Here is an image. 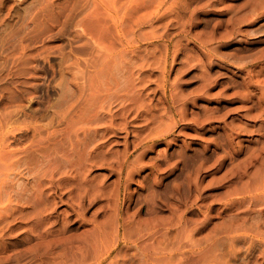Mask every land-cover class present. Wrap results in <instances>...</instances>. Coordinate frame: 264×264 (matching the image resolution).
I'll return each instance as SVG.
<instances>
[{
  "label": "rangeland",
  "instance_id": "obj_1",
  "mask_svg": "<svg viewBox=\"0 0 264 264\" xmlns=\"http://www.w3.org/2000/svg\"><path fill=\"white\" fill-rule=\"evenodd\" d=\"M152 106L168 140L134 145ZM61 151L85 162L44 186ZM0 264H264V0H0Z\"/></svg>",
  "mask_w": 264,
  "mask_h": 264
},
{
  "label": "bare ground",
  "instance_id": "obj_2",
  "mask_svg": "<svg viewBox=\"0 0 264 264\" xmlns=\"http://www.w3.org/2000/svg\"><path fill=\"white\" fill-rule=\"evenodd\" d=\"M169 52H170L169 44L167 43L166 44V48H165V53H164V56H163L164 62H163V65L161 66V72H162L163 77H164L163 78L164 94H165L166 98H167V83H168V76H167L168 75V67L167 66H168ZM258 73L260 74V73H262V71L260 70V71H258ZM202 74H203L204 79L202 77L203 81H202V84H200V85H202V88L201 89L199 88L200 90H203L204 87L206 88V86L208 87V83L210 82V81H208L210 75H208V73H201V76H202ZM200 85L198 87H200ZM199 89H196V90H199ZM204 90H203L202 94H205V91ZM193 91L195 92V90H192L191 92H193ZM196 92L198 93V91H196ZM172 94L174 95V97L171 96L173 98V100H174V98L175 99L176 98L178 99L180 97L179 96L180 95V92L179 91H177L176 93H174V91H173L169 95H172ZM198 95L199 94H196L193 97L191 96V97L185 98V101L179 106L180 108L178 109V111H176L174 105H172L173 102H170L169 101V106H170L171 112H169V110H168L169 107L167 106L168 107V109H167L168 110V113H167L168 115L167 116L170 115L172 118L171 117H167V118H169V119L171 118L173 120V122H174L171 127H173V125H175V124H178L179 121H185L186 119L188 120V118H186V105H187V102H188V100H190V102H194L196 100V98H197ZM209 96H210L209 94H206V98L209 97ZM170 100H171V98H170ZM164 106H163V113H165V111H166L165 108H164ZM151 108H154V106L150 107V109L148 111V117L146 118V122L143 123L140 126V129L133 130V132H135V139L133 140L134 141V145H137V142L139 144H141L140 143L141 142L140 141V138L143 139L142 136H144V135L141 136V134H140L141 128H144V129L145 128H148V132H147L146 136L152 142H154L155 140H159L160 141V139H164V138H165V140H168V139H166V136L170 133V131H172L171 130L172 128L170 127L169 124H168V126H167V124L162 126V124H164V121L161 119L162 113H159V110H158L157 113L156 112H152ZM127 110H129V109L125 105H123L121 107L119 113H117L115 115H113V113H111V115H112V117L113 116H116V115H119L123 120H126L127 116H126V113L125 112ZM203 112L205 114L206 111H203ZM169 113H172V114H169ZM202 118H203V116H202ZM155 121H157L158 123L155 124ZM126 123H127V121H124V124H126ZM185 123H186V121H185ZM126 131L128 132V130H126ZM172 141L174 142V140H172ZM169 142H167V144ZM60 143L61 144H64L63 141H60ZM71 145L72 146L74 145L73 142H71ZM152 145L153 144L151 143L150 146H152ZM55 149L57 150V148H55ZM145 151H146V147H144V149H143V151L141 152L140 155H142ZM53 152H58V151H55L54 150ZM123 154L125 156L124 157L122 156V158L119 161H117L118 162V173H119V176L118 177L119 178H118V182L116 181L118 183V185H117V190L115 192V198L113 197L114 198L113 204L111 202L109 203V205L111 206V207L109 206L110 209H111V210L110 209L109 210L111 212L108 215L110 221H105L106 223L110 222V224H109V228L107 229L108 231H106L107 235L104 238L109 237V236H112V237L116 236V241L114 240V242H119L120 240L129 241V239L127 240V238L125 237V231L127 229L126 228V223L129 224L132 221V218H131L132 215L130 216L129 213H127V211L129 210L128 207L126 208V210L128 209L127 211L124 210L122 198L124 199L125 196L122 197V194H123V192L125 190L127 191V187L129 188V185L128 184H130V181L134 178V174L136 172H138L139 171V168H140V166L137 168L135 165H132L133 162L131 161L126 166V172H125V175H123V168L124 167L122 166V164L129 162L128 161L129 152L127 150H125ZM58 157H59V160L57 162H54L53 165L47 166L45 168V170H44V177L42 179L43 185L45 183L47 185V182L48 181H50L52 183L53 180H54V177L56 179V183L57 184H61L64 180H67V181L73 180L76 177V174H72L71 172H68L67 167H69V166L79 167V166H81L85 162V159L83 157L82 158L81 157H76L74 152H62L61 151L60 154H58ZM143 164H144V162H143ZM134 167H136V169ZM77 173H78V171H77ZM56 175H58V176H56ZM82 180L85 181L86 180V176H84ZM40 190L43 191V188L40 189ZM112 196H114V195H112ZM83 197H82L81 193H79L77 196H70L72 203L73 204L75 203L73 210L76 212V214H77L76 216L77 217H79L81 215L80 211L82 209L80 210L79 208L82 205V198ZM125 199H129V198H127V196H126ZM60 200H61V198H60ZM76 205L78 206L77 208H76ZM72 207H73V205H72ZM94 225H96L97 226V229L99 231H101L99 233L101 235L100 237H102V239H103V236H104L103 233L104 232L102 230L103 228H101V227L104 225V222H102V223L96 222ZM105 225H104V227H106ZM122 230H123V232H122ZM107 252H109V251H107Z\"/></svg>",
  "mask_w": 264,
  "mask_h": 264
}]
</instances>
